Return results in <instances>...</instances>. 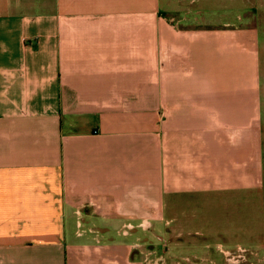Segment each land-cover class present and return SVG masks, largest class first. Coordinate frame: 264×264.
<instances>
[{
  "label": "crops",
  "instance_id": "1",
  "mask_svg": "<svg viewBox=\"0 0 264 264\" xmlns=\"http://www.w3.org/2000/svg\"><path fill=\"white\" fill-rule=\"evenodd\" d=\"M46 1L0 0V264H143L124 224L261 187L252 23Z\"/></svg>",
  "mask_w": 264,
  "mask_h": 264
},
{
  "label": "rangeland",
  "instance_id": "2",
  "mask_svg": "<svg viewBox=\"0 0 264 264\" xmlns=\"http://www.w3.org/2000/svg\"><path fill=\"white\" fill-rule=\"evenodd\" d=\"M164 1H171L168 5L179 15L195 12L188 13L190 21L195 18L192 26L236 19L253 24L258 33V83L264 108V0ZM261 130L264 146V110ZM249 196L219 197L212 201L214 205L190 201L179 208L175 222L127 223L120 231L124 236L141 234L143 264H264V173L261 187Z\"/></svg>",
  "mask_w": 264,
  "mask_h": 264
},
{
  "label": "built area",
  "instance_id": "3",
  "mask_svg": "<svg viewBox=\"0 0 264 264\" xmlns=\"http://www.w3.org/2000/svg\"><path fill=\"white\" fill-rule=\"evenodd\" d=\"M226 254H230L228 251H225Z\"/></svg>",
  "mask_w": 264,
  "mask_h": 264
},
{
  "label": "bare ground",
  "instance_id": "4",
  "mask_svg": "<svg viewBox=\"0 0 264 264\" xmlns=\"http://www.w3.org/2000/svg\"><path fill=\"white\" fill-rule=\"evenodd\" d=\"M258 9V8H257ZM178 25V24H177ZM223 27V26H222ZM213 31V30H212ZM177 34V33H176ZM183 34V33H182ZM185 34V33H184Z\"/></svg>",
  "mask_w": 264,
  "mask_h": 264
}]
</instances>
